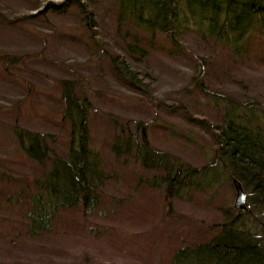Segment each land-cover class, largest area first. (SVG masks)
Segmentation results:
<instances>
[{"label":"trees","instance_id":"obj_1","mask_svg":"<svg viewBox=\"0 0 264 264\" xmlns=\"http://www.w3.org/2000/svg\"><path fill=\"white\" fill-rule=\"evenodd\" d=\"M38 1L37 6L43 7L40 14L74 9L87 35L85 43L102 49V60L115 83L173 121H157L153 129L161 130L170 142L194 148L202 159V165L196 166L154 147L146 122L108 117L105 125L112 131L105 138L110 139L111 162L135 190L142 187L157 194L151 199L158 221L151 231L154 236L149 237H160L166 246L159 253L161 244L157 245L155 254L150 249L152 255L145 263L155 257L159 264H264V94L250 89L243 76L245 67L264 66V59H259L264 58L259 53L264 51V0ZM100 5L108 8L113 21L110 52L96 38L104 16L98 12ZM34 17L26 13L18 20L0 12V23L17 25ZM186 36L196 40L200 53L181 51ZM160 37L168 42L169 55L191 64L185 75L191 88L184 93L194 98L190 107L155 98L153 78L142 69L141 61ZM20 59L0 54V71L7 72L12 64L17 68ZM78 84L60 82L56 100L59 125L68 128L66 153L57 152L58 136L26 131L17 124L11 128L21 156L40 172L32 182L0 172V183L6 184L0 187V199L5 207H18L21 218L13 226L11 218L0 216V226L15 228L21 237L50 234L70 217L79 226L80 218L98 211L104 200L103 182L120 175L115 170L106 173L102 157L91 148V103ZM129 166L132 174L126 172ZM234 179L244 192L245 210L234 209L226 200L225 188L231 200L235 195ZM194 195L207 196L204 204L214 206L216 220L174 213V202L192 201ZM8 234L0 232L6 239ZM82 258L78 264H106Z\"/></svg>","mask_w":264,"mask_h":264},{"label":"rangeland","instance_id":"obj_2","mask_svg":"<svg viewBox=\"0 0 264 264\" xmlns=\"http://www.w3.org/2000/svg\"><path fill=\"white\" fill-rule=\"evenodd\" d=\"M43 1L60 3L62 0ZM37 3L40 1L0 0V12L7 18L19 20L26 13L35 15L32 19L19 21L17 25L0 23V54L22 59L17 68L12 64L7 72L0 71V172L29 182L40 173L24 160L14 145L10 132L16 124L26 131L58 136L57 152H67L68 128L59 125L57 113L60 105L56 100L60 82L73 80L79 83L77 87L91 103V148L102 157L106 173L115 170L120 175L103 182L100 191L104 200L96 214L80 218L79 226L74 217L65 218L53 232L40 237H21L15 228L0 226V232H9L7 239L0 235V263L78 264L82 257H86L106 264H146L145 259L152 255L150 249L155 254L157 245L161 244L157 249L159 253L166 246L160 242V237L156 236V240L149 237L150 234L154 236L151 231L158 221L151 199V195L156 199L157 194L148 193L142 187L135 190L128 176L111 162L110 139L105 138V134L112 131L105 125L110 119L108 117L146 122L154 147L178 155L196 166L202 165V159L194 148H183L170 142L161 130L153 129L157 121L165 124L173 121L115 83L102 60V49L85 43L87 35L80 27L81 22L74 9L40 14L43 7ZM107 10L105 5L98 9L104 16L99 20L96 38L101 48L110 52L114 42L113 21ZM162 38L158 40L160 47L155 41L149 56L141 61L142 69L153 78L155 98L166 100L169 105L181 102L190 107L194 98L184 93H187L185 88L190 87L185 75L189 73L191 64L181 56L169 55L170 46ZM181 42L182 52H201L195 39L186 36ZM259 53L264 56V51ZM252 67L254 69L245 67L243 76L250 89L264 94V66L252 64ZM130 168L126 172L132 174ZM4 185V181L0 183L1 188ZM224 190L226 200L233 206L234 197L231 200L229 190ZM191 198L192 201L174 202V213L197 220L214 221L218 218L214 206L204 204L208 201L206 195ZM0 216L11 218L13 226L21 220L18 207H5L2 199ZM154 258L150 257L149 264L160 263L155 258L156 263Z\"/></svg>","mask_w":264,"mask_h":264},{"label":"water","instance_id":"obj_3","mask_svg":"<svg viewBox=\"0 0 264 264\" xmlns=\"http://www.w3.org/2000/svg\"><path fill=\"white\" fill-rule=\"evenodd\" d=\"M232 184L235 191L233 207L237 210H245L246 198L242 190L241 184L235 179L232 180Z\"/></svg>","mask_w":264,"mask_h":264}]
</instances>
